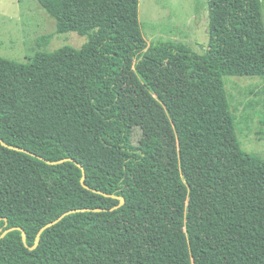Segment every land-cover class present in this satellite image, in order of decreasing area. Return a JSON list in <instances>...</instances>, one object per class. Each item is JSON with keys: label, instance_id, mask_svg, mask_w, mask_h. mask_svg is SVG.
I'll use <instances>...</instances> for the list:
<instances>
[{"label": "trees", "instance_id": "trees-1", "mask_svg": "<svg viewBox=\"0 0 264 264\" xmlns=\"http://www.w3.org/2000/svg\"><path fill=\"white\" fill-rule=\"evenodd\" d=\"M38 2L57 20V33L88 41L38 51L25 64L0 56V227L27 234V244L21 230L0 239V264L37 260L68 231L115 229L135 174L161 192L183 181L213 185L214 218L186 224L193 264H264V157L242 147L224 80L264 78V0H208L209 43L201 53L181 42L149 45L140 0ZM51 38L41 35L37 44ZM129 56L138 68L165 72L184 93L170 109L179 170L168 171L132 141L120 85ZM118 197L125 198L120 207ZM71 209L101 210L66 215L31 249L40 229Z\"/></svg>", "mask_w": 264, "mask_h": 264}, {"label": "rangeland", "instance_id": "rangeland-1", "mask_svg": "<svg viewBox=\"0 0 264 264\" xmlns=\"http://www.w3.org/2000/svg\"><path fill=\"white\" fill-rule=\"evenodd\" d=\"M139 20L149 45L181 42L199 53L208 46V0H140ZM56 30L57 20L38 0H0L1 57L25 64L38 51L80 48L88 41L87 35ZM45 34L52 38L40 47L37 39ZM128 62L120 85L123 116L131 125L132 141L144 146L168 171L179 170V145L170 109L184 93L171 86L165 72L138 68L136 58L130 57ZM224 80L242 147L264 157V78L230 75ZM213 202L211 183L183 181L161 192L145 176L135 174L129 208L115 229L59 234L50 239L48 252L26 264H38V260L54 264H193L186 224L213 219Z\"/></svg>", "mask_w": 264, "mask_h": 264}, {"label": "water", "instance_id": "water-1", "mask_svg": "<svg viewBox=\"0 0 264 264\" xmlns=\"http://www.w3.org/2000/svg\"><path fill=\"white\" fill-rule=\"evenodd\" d=\"M4 145H7V144L4 143ZM10 147L13 148V149H16V150H20V151H27V150H25V149H23V148H20V147H14V146H10ZM66 160H71V159H70V158H66V159H63V160H60V161H52V162L49 161V163L57 164V163L64 162V161H66ZM80 166H81V165H80ZM85 178H86V174H85V172L83 171L82 183H83L84 186H86V185H85ZM96 191L101 193V191H99V190H96ZM103 194L108 195V194H106V193H103ZM118 198L120 199L121 202H120V204H119L117 207H120V206H122L123 204H125V198H124V197H118ZM82 210H94V211H97V210H101V209H71V210H69V211L63 213V214H62L61 216H59L56 220H54V221L48 223L47 225H45L43 228L40 229V231L38 232L37 237H36V243H35L34 246L31 247V249H35V248H36L35 246L38 245V243H39V241H40V236H41V234L43 233L44 230H46L47 228H49V227L53 226L54 224H56L57 222H59V221H60L61 219H63L66 215H69V214H72V213H75V212H78V211H82ZM4 219L6 220V224H5V225H7V219H6V218H4ZM14 230H21V231H22L23 242H24L25 244H27V234H26V232H25L21 227H10V228H7V229H5V230H3V228L0 227V232H1V234H0V239H2V238L5 237L9 232L14 231Z\"/></svg>", "mask_w": 264, "mask_h": 264}]
</instances>
